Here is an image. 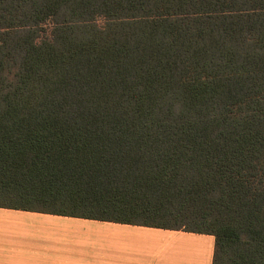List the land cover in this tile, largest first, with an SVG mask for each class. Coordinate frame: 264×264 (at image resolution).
Masks as SVG:
<instances>
[{
    "label": "trees",
    "instance_id": "trees-1",
    "mask_svg": "<svg viewBox=\"0 0 264 264\" xmlns=\"http://www.w3.org/2000/svg\"><path fill=\"white\" fill-rule=\"evenodd\" d=\"M0 197L264 264V0H0Z\"/></svg>",
    "mask_w": 264,
    "mask_h": 264
},
{
    "label": "crops",
    "instance_id": "crops-1",
    "mask_svg": "<svg viewBox=\"0 0 264 264\" xmlns=\"http://www.w3.org/2000/svg\"><path fill=\"white\" fill-rule=\"evenodd\" d=\"M215 236L0 206V264H213Z\"/></svg>",
    "mask_w": 264,
    "mask_h": 264
},
{
    "label": "rangeland",
    "instance_id": "rangeland-1",
    "mask_svg": "<svg viewBox=\"0 0 264 264\" xmlns=\"http://www.w3.org/2000/svg\"><path fill=\"white\" fill-rule=\"evenodd\" d=\"M1 201H5V199L0 197V202H1ZM6 201H7V200H6Z\"/></svg>",
    "mask_w": 264,
    "mask_h": 264
}]
</instances>
